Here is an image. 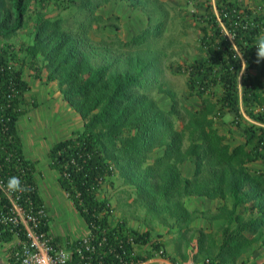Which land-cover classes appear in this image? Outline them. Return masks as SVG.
Returning a JSON list of instances; mask_svg holds the SVG:
<instances>
[{
  "label": "trees",
  "instance_id": "16d2710c",
  "mask_svg": "<svg viewBox=\"0 0 264 264\" xmlns=\"http://www.w3.org/2000/svg\"><path fill=\"white\" fill-rule=\"evenodd\" d=\"M111 1L0 0V242L14 236L19 243L30 242L15 204L34 217L37 234H44L54 248L61 244L60 237L49 235L36 162L28 159L19 128L30 91L23 78L27 68L37 80L56 82L62 100L83 121L80 132L54 143L46 154L48 169L57 173L60 190L89 232L87 245L81 239L67 243L72 250L67 264H139L148 258L135 248L149 243V232L129 228L124 219L111 222L113 209L106 197L99 198L103 184L115 174L133 190V204L150 221L181 237L198 217L186 207L187 198L220 202L215 214H201L215 232L200 235L194 261L264 264V172L248 167L264 164V61L255 62L254 47L264 32V6L253 10L241 0H214L213 5L198 0L202 12L193 16L199 24V54L177 72L186 76V97L199 105L180 104L174 93L158 86L169 101V108L162 109L148 89L158 82L160 51L151 39L163 22L127 41L116 39L114 47L95 41L89 34L92 23L101 19L95 12ZM119 1L144 11L150 20L145 0ZM62 5L80 14L73 26L60 14L44 12ZM25 26L28 39L15 47L7 39ZM241 54L248 64L243 75ZM239 103L260 125L246 124L244 144L230 147L215 120L226 112L239 120ZM188 161L194 171L185 178L180 166ZM12 176L28 190L8 192ZM214 236L219 237L217 245ZM159 245L150 244L154 251ZM19 251L17 244L10 264H20ZM253 254L257 261H250Z\"/></svg>",
  "mask_w": 264,
  "mask_h": 264
},
{
  "label": "rangeland",
  "instance_id": "374dc122",
  "mask_svg": "<svg viewBox=\"0 0 264 264\" xmlns=\"http://www.w3.org/2000/svg\"><path fill=\"white\" fill-rule=\"evenodd\" d=\"M241 1L245 7L253 10H256L259 6H264L262 0ZM145 9L150 16L149 21H147V14L144 13V11L131 7L126 2L119 0L111 1L95 12L101 19L92 23L89 34L95 41L102 40L110 47H114L113 42H115L116 39L127 41L144 29L152 30L159 22H163L160 33L151 39L154 46L160 51L159 55L161 60L156 68L158 72V82L155 86H150L148 92L158 101L162 109L169 108V101L164 94L158 93V86L174 93L180 104L198 107V100L186 97V76L182 73H178L177 68L190 64L194 57L199 54V24L195 21L193 16L195 13L200 14L202 12V9L199 7V1L145 0ZM44 12L48 16L60 14L67 20L66 23L69 26H73L75 19L80 18L78 12L68 11L65 5H62L58 10L50 6L48 9L44 10ZM29 33V26H25L20 31L8 37L7 40L14 44L15 47H18L27 41ZM23 78L31 85L30 88H33L32 91L26 94L25 114L19 121L20 133L25 141V153L31 161L36 162L37 187L44 200V205L50 218L49 235L51 237H60L63 243H61L58 248L67 249L68 242L82 239L88 232L87 234L84 233L85 228L82 225V220L74 210L66 194H64L57 185L56 172L54 173V171L49 170L47 166V151L53 143L57 141L56 139H52L51 132L54 131L53 126L58 130L59 125L49 124L45 126L44 129L42 128L43 125L42 127L40 125L39 128H41V130L35 127L36 130L34 129V131L31 132L29 130L32 129V125L30 124L32 120H27L28 116L33 111L36 112L38 117L40 115L39 107L45 106L43 105L45 103L37 102V93L38 95L41 93H50L51 95L59 92L57 87H53L51 83H47L44 77L42 80L35 79L33 72L27 68L23 70ZM33 101L35 105H32V103H34ZM36 120L38 119L35 118L34 121ZM52 120L55 124L58 123L56 119ZM177 125L180 127L181 123L177 122ZM28 126H30L29 130ZM28 132L31 134H28ZM58 140H60V138H58ZM33 153H37V156ZM155 154H157V152H154V155ZM110 183H112V185H110ZM132 194L133 190L128 186H123L120 178L116 174L103 184V190L99 198L102 199L106 197L110 200V207L113 209L110 218L111 222L119 220L121 216L124 215V212L129 210L130 205L133 204L132 201L128 202ZM135 207L140 209L137 205ZM2 248H0V250ZM256 256V254L251 255L250 261H255Z\"/></svg>",
  "mask_w": 264,
  "mask_h": 264
},
{
  "label": "crops",
  "instance_id": "0c3cea01",
  "mask_svg": "<svg viewBox=\"0 0 264 264\" xmlns=\"http://www.w3.org/2000/svg\"><path fill=\"white\" fill-rule=\"evenodd\" d=\"M210 2L213 5L214 0H210ZM252 74L256 75L257 72H253ZM262 81L264 85V79H262ZM51 84L53 87L57 86L56 82H52ZM32 90L33 88L31 87L30 91ZM37 102L45 103L43 104L45 106L39 107L40 115L38 117L34 111L28 116L27 120H32L30 123L32 125V129L29 130L30 126H28L29 131L33 132L35 127L38 129L40 125L41 127L43 125V129L49 124L59 125L58 130L53 126L54 131L51 132L52 139H56V142H58L60 140L70 138L74 133L80 132L82 130L83 121L75 111L71 110L66 105L59 93H53L51 95L50 93H41L40 95L37 93ZM238 113L240 115L239 120L232 112H226L221 118L215 120V126L219 130V133L224 136L225 143L230 147L244 144L245 138L243 131L246 124H255L257 126L260 125L247 117L241 103H239ZM35 118L38 120L34 121ZM52 119H56L58 123L55 124ZM39 129L41 130V128ZM28 134L31 133L28 132ZM58 138H60V140H58ZM33 154L37 156V153ZM248 167L254 171L264 172V164L261 161L249 164ZM193 171L194 165L191 161L185 162L180 166L181 175L185 178H190L193 174ZM55 174L57 177V173ZM132 198L133 196L128 202H131ZM108 201L109 205H111L110 200ZM135 206L136 205L131 204L129 210L125 211L124 215H122L120 219L126 220L127 226L138 231L139 233H143L145 231L149 232V243L135 248V252L141 254L144 257L148 256L146 261L139 264H183L190 259L194 261V259L198 258L196 254L200 235L202 234L206 236L215 232L214 225H211L209 222L201 219V214H215L217 212V208L220 206V202L218 200H205L203 198L196 197L187 198L186 207L190 211H196L198 217L192 222L191 231L184 237H181L175 230L168 231L167 227H164L155 221H150L146 217L145 212L141 210V208L138 209ZM79 218L81 219L80 216ZM82 225L85 228L84 233L87 234L88 230L84 222ZM213 241L215 245L220 243L218 236H214ZM61 243H63L62 239ZM151 243L160 244V249L158 251H154L150 246ZM17 244H19V241L15 236L10 242H0V248L3 246V248L0 250V264H10L8 261L9 255L13 248L17 246ZM160 251L162 252L161 254L159 253ZM255 261H257V259H255Z\"/></svg>",
  "mask_w": 264,
  "mask_h": 264
},
{
  "label": "built area",
  "instance_id": "2783aa9c",
  "mask_svg": "<svg viewBox=\"0 0 264 264\" xmlns=\"http://www.w3.org/2000/svg\"><path fill=\"white\" fill-rule=\"evenodd\" d=\"M13 206L18 219L24 225L26 236L30 240L28 244L19 243L20 251L16 254V256L20 264H64L65 254H68L67 262L70 261L72 252L71 247H66L67 249L54 248L50 243V239L45 237L44 234H37L34 231V217L32 215H24L15 204H13ZM13 221L16 222L15 219ZM28 223L33 224V227L29 226ZM88 234L81 239L86 245L88 244ZM159 253L161 254L162 252L160 251ZM183 264H210V261L209 259H204L200 262H194L190 259Z\"/></svg>",
  "mask_w": 264,
  "mask_h": 264
},
{
  "label": "clouds",
  "instance_id": "9594fccd",
  "mask_svg": "<svg viewBox=\"0 0 264 264\" xmlns=\"http://www.w3.org/2000/svg\"><path fill=\"white\" fill-rule=\"evenodd\" d=\"M254 47L256 49V60L255 62L259 64L261 61H264V32H261L257 35ZM243 55H240L241 59V75H243L244 71L247 69L248 64L247 61L243 59ZM6 189L10 193H24L28 189L26 186L22 185L19 177L12 176L9 177L6 184ZM68 254L64 256V264H67Z\"/></svg>",
  "mask_w": 264,
  "mask_h": 264
}]
</instances>
